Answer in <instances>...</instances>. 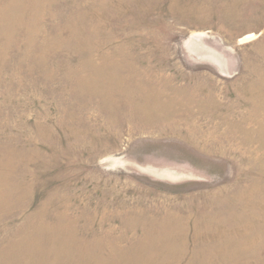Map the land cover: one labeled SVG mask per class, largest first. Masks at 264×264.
I'll return each instance as SVG.
<instances>
[{"label":"rangeland","instance_id":"374dc122","mask_svg":"<svg viewBox=\"0 0 264 264\" xmlns=\"http://www.w3.org/2000/svg\"><path fill=\"white\" fill-rule=\"evenodd\" d=\"M0 264H264V0H0Z\"/></svg>","mask_w":264,"mask_h":264}]
</instances>
